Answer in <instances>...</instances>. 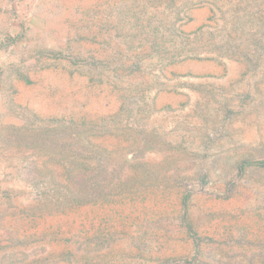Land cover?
Segmentation results:
<instances>
[{
  "label": "rangeland",
  "instance_id": "1",
  "mask_svg": "<svg viewBox=\"0 0 264 264\" xmlns=\"http://www.w3.org/2000/svg\"><path fill=\"white\" fill-rule=\"evenodd\" d=\"M263 162L264 0H0V264H264Z\"/></svg>",
  "mask_w": 264,
  "mask_h": 264
},
{
  "label": "trees",
  "instance_id": "2",
  "mask_svg": "<svg viewBox=\"0 0 264 264\" xmlns=\"http://www.w3.org/2000/svg\"><path fill=\"white\" fill-rule=\"evenodd\" d=\"M260 165H263V166H264V162L261 163ZM187 227H188V230H189L190 234H194V229H193V227H192L191 225H187Z\"/></svg>",
  "mask_w": 264,
  "mask_h": 264
}]
</instances>
